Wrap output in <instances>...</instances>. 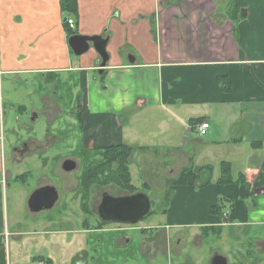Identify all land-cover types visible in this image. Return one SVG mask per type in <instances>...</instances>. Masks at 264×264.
<instances>
[{
  "label": "crops",
  "instance_id": "0c3cea01",
  "mask_svg": "<svg viewBox=\"0 0 264 264\" xmlns=\"http://www.w3.org/2000/svg\"><path fill=\"white\" fill-rule=\"evenodd\" d=\"M70 33L108 39L102 74L92 49L72 55ZM53 79L46 105L43 82ZM63 100L79 106L84 142L130 148V175L138 167L150 187L187 168L198 176L196 188L168 185L166 235L191 237L190 251L216 228V240L226 232L233 242L264 243V0H0V264L76 261V236L50 215L60 202L27 209L40 188L23 185L29 160L46 143L13 132L35 128L39 112L66 108ZM201 122L209 124L202 137ZM222 164L232 178L224 185Z\"/></svg>",
  "mask_w": 264,
  "mask_h": 264
},
{
  "label": "rangeland",
  "instance_id": "374dc122",
  "mask_svg": "<svg viewBox=\"0 0 264 264\" xmlns=\"http://www.w3.org/2000/svg\"><path fill=\"white\" fill-rule=\"evenodd\" d=\"M53 81L55 80L43 82L46 94L50 95V97H46V100H49L46 105L51 104V91L55 89L51 84L54 83ZM63 103L66 108L62 106L59 111L49 112L46 108L42 109L39 112L41 122L35 124V128L30 127V130H26L19 128V125L17 129H13V132L16 133V141L40 136L41 140L46 143L43 151L40 149V154L35 156L36 159L29 160L31 161L29 163L30 168L27 171H30L28 172L30 176L26 178L23 185L28 188L30 193L38 186L40 188L52 186L58 191L57 193L60 192V195L57 194V204L59 202L60 204L57 205L58 207L54 209L53 213L49 214L54 217L59 216L62 229L68 228L72 230L71 236H76L75 242L77 244L75 243V246H77V249L73 254L76 256V261L86 259L89 264H209L211 257L214 254H219L226 258L227 264H264V254H262L264 251H261L264 249V243L260 240L255 242L245 238L246 240L243 239L240 243L233 242L227 240L226 232H222L219 239L216 240L217 238L212 234L213 232L216 234L220 232V229L217 230L216 228L209 231L208 240H203L205 238L200 236L199 239L201 240L195 241V245L198 244L199 247L197 251L195 249L196 253H194L195 251H190L193 244V241L189 239L191 237L185 236L183 239L173 236L171 233L166 235L162 225L164 223L162 215L164 210L168 209V202L172 196V192L168 187L170 181L165 184L166 180L163 179L164 184L157 185L153 183V186L150 187L148 183L143 182L144 180H142L136 166H132L131 175L129 166H127L129 175V181H127L123 179L121 166L113 164L114 171L117 170L119 179L117 182L120 183L119 189L110 183L104 185L102 182L83 193L81 187L85 184L86 176H89L86 170L93 167V165L95 167L100 163L103 165L105 162L101 156L95 155V157L91 156L88 159V156L82 155L83 153L92 152L90 150L92 146L84 142L81 137L82 120L77 111L79 106L77 109L72 108L75 110H71L67 102L63 100ZM35 105L36 107L39 106ZM24 112L27 111L22 108L18 110V113L23 114V119L26 121L28 112ZM8 114V110L7 112L4 111L3 122L5 123ZM69 114L72 117L68 116ZM5 131L4 136L6 139L8 135ZM51 138L53 139L51 140ZM66 160L76 163L74 171L66 173L60 169L62 163ZM6 163L8 164L9 161L6 160ZM17 177L22 179V172H18ZM127 186L128 188L131 186L133 192H128ZM103 192L113 197L143 193L149 198L150 211L139 224L134 226L100 224L97 220L96 207L100 203ZM84 205L90 206V213L85 211ZM66 207L69 209L66 210ZM65 211L69 213L66 214ZM43 215L41 214V216ZM70 216L73 217L70 226L65 225L64 219ZM54 229H57V226H54ZM73 229L75 230L73 231ZM122 235L128 236L130 239L128 245L123 244L124 242L120 240ZM99 242H101V245H98ZM75 246L71 245L70 248L74 249ZM91 247L97 249L95 254L90 251ZM187 253L190 254V257H187ZM192 253L196 256L193 257ZM86 255L88 257H84ZM92 256L94 258L93 262L90 261ZM72 258L73 256L68 258V264L76 263ZM62 263H64L63 260Z\"/></svg>",
  "mask_w": 264,
  "mask_h": 264
},
{
  "label": "water",
  "instance_id": "95a60500",
  "mask_svg": "<svg viewBox=\"0 0 264 264\" xmlns=\"http://www.w3.org/2000/svg\"><path fill=\"white\" fill-rule=\"evenodd\" d=\"M65 22V20H63ZM67 39L68 48L73 56L79 57L92 49L100 60L99 72L102 74L108 61L106 52L107 38L102 35L84 36L72 35ZM75 163L71 160H66L62 163V171L69 173L75 168ZM57 191L52 186H44L36 189L29 195L27 201V209L31 213L48 211L52 209L58 201ZM149 198L143 193H135L133 195H125L113 197L107 193L101 195L100 203L96 207L97 218L102 223H124L136 224L150 211ZM209 264H227L225 257L214 254L209 260Z\"/></svg>",
  "mask_w": 264,
  "mask_h": 264
},
{
  "label": "trees",
  "instance_id": "16d2710c",
  "mask_svg": "<svg viewBox=\"0 0 264 264\" xmlns=\"http://www.w3.org/2000/svg\"><path fill=\"white\" fill-rule=\"evenodd\" d=\"M72 35H75V34L70 33L69 37ZM223 83L225 82L222 81L221 85L224 86L225 84ZM130 152H131V149L124 145L112 146L109 148L101 149L100 151L92 150V152H90V153H93L92 157L93 156L95 157V155L101 156L105 164L101 165L100 163L96 167L93 165V167H90L86 170L87 175L89 176H86L87 179L84 180L85 184H83L81 187V189L83 190V193H85L91 187L97 186L98 183H102V182L104 185H107L110 183L111 185H113L114 187L116 186L119 189L120 183L117 182V180H119L117 177V170L114 171L113 164L121 166L122 174L124 178L122 176L121 177L129 181L127 165H128V160L130 157ZM229 174L230 172H229L228 166L225 164H222L221 174H220V178L218 179V184L224 185L227 183H231L232 178ZM241 177L242 176H240L237 179V182L242 180ZM197 180H198V176L194 174L191 168H187V169H183L181 173L177 176V178L175 180L170 181L169 184L170 186H174V187H177V186L194 187L196 186L195 184ZM245 187L247 188L246 184H245ZM131 188H132L131 186H129V188L127 186V189L129 190L128 192H133V188L132 189ZM247 190L248 189H246V191ZM84 206H85V211H88L90 213V206L88 205H84ZM219 206H220L219 204H216L210 209V211L213 213H215L216 211L218 212Z\"/></svg>",
  "mask_w": 264,
  "mask_h": 264
},
{
  "label": "flooded vegetation",
  "instance_id": "af4514ba",
  "mask_svg": "<svg viewBox=\"0 0 264 264\" xmlns=\"http://www.w3.org/2000/svg\"><path fill=\"white\" fill-rule=\"evenodd\" d=\"M25 148H26V146H25ZM90 150H93L92 149V147H91V149ZM91 152V151H90ZM83 156H88V159L92 156V153H83L82 154ZM74 162V161H73ZM75 163V162H74ZM75 167H76V163H75ZM74 167V168H75ZM76 169V168H75ZM74 169V170H75ZM73 170V171H74ZM94 187V186H93ZM103 193H105V192H103ZM102 193V194H103ZM108 194V193H107ZM109 195V194H108ZM110 196H112V195H110ZM125 196V195H124ZM145 218V217H144ZM144 218H142L138 223H136V224H139ZM97 220L99 221V223L100 224H116V225H130V224H124V223H102V222H100V220L97 218ZM136 224H133V225H131V226H134V225H136ZM121 241H123L124 243L123 244H126V245H128L129 244V242H130V239L128 238V236H124V235H122V238L120 239ZM97 243H98V241H97ZM98 245H101V242H99V244ZM101 250H103V249H101ZM90 251L93 253V254H95L96 253V251H97V249L96 248H93V247H91L90 248ZM93 259V258H92Z\"/></svg>",
  "mask_w": 264,
  "mask_h": 264
},
{
  "label": "built area",
  "instance_id": "2783aa9c",
  "mask_svg": "<svg viewBox=\"0 0 264 264\" xmlns=\"http://www.w3.org/2000/svg\"><path fill=\"white\" fill-rule=\"evenodd\" d=\"M66 24H67L66 26H68L69 28H73L74 24L72 20L67 19ZM208 129H209V124H207V122H201L199 123L197 134L200 137L205 136L207 134Z\"/></svg>",
  "mask_w": 264,
  "mask_h": 264
}]
</instances>
